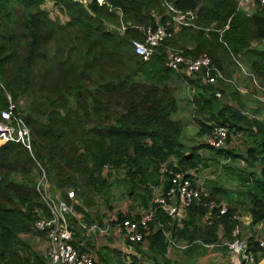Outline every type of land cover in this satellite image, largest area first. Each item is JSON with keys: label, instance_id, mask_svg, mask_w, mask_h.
Listing matches in <instances>:
<instances>
[{"label": "trees", "instance_id": "obj_1", "mask_svg": "<svg viewBox=\"0 0 264 264\" xmlns=\"http://www.w3.org/2000/svg\"><path fill=\"white\" fill-rule=\"evenodd\" d=\"M239 1L0 0V113L9 109L10 97L33 144L32 153L19 144L0 145V264H47L24 239L45 237L36 223L51 218L37 187L42 168L50 186L75 192L80 219L70 216V223L76 246L95 253L96 264H181L170 252L195 264L210 253L207 246L230 254L223 244L241 237L234 236L238 214L251 217V228L264 225V121L248 114L241 84L233 80L244 69L252 94L264 100V6L256 3L250 12ZM48 3L65 23L50 17ZM169 6L196 19L146 61L133 43L144 42L148 28L173 29ZM171 52L212 63L188 76L184 65L179 71L166 67ZM182 88L190 92L198 126L194 145L187 144L185 125L175 119ZM215 127L228 128L233 137L228 148L215 150L203 142ZM209 163L222 165L238 185L205 186L210 195L205 200L226 204L225 215L210 212L203 201L181 219L155 203L157 190L173 187L172 175L193 179L190 172ZM117 187L143 211H155L143 241L127 242L134 254L96 249L81 226L105 225ZM67 192L62 199L71 202ZM99 200L108 208L103 215ZM118 218L131 219L122 213ZM171 240L186 248L171 247ZM258 241L254 235L247 242L262 258Z\"/></svg>", "mask_w": 264, "mask_h": 264}, {"label": "built area", "instance_id": "obj_2", "mask_svg": "<svg viewBox=\"0 0 264 264\" xmlns=\"http://www.w3.org/2000/svg\"><path fill=\"white\" fill-rule=\"evenodd\" d=\"M260 3L264 6V0H240L239 7L246 9L252 4ZM169 14L174 23L173 29L159 26L156 29L148 28L146 30V37L144 42L135 41L133 46L138 56L144 60H149L158 47L164 42L172 39L177 31L182 27L193 26L192 22L196 19L194 13H181L174 7L169 6ZM211 59L203 57L198 60L185 59L180 53L171 52L166 67L179 71L181 65L186 66L185 73L188 76L197 74L203 69L210 68ZM243 73L246 71L243 69ZM221 77V76H220ZM211 84L216 82V79H210ZM9 99V109L0 113V145L7 143H14L24 146L30 153L33 152L31 131L25 124V121L20 117L17 106L13 100ZM229 138V130L227 127H215L212 135L208 137L206 143L215 150H223ZM41 177L38 180V191L42 200L47 205L51 218H41L36 223V230L45 233L47 240V247L44 258L47 264H96L95 257L91 254L82 252L76 243L78 238L74 229L71 227L70 216L79 218L75 212L73 202L76 199L74 191H68L67 196L71 202L62 198L55 199L50 193V184L47 180L45 170L41 169ZM173 173H170L172 175ZM173 187L169 192H162L157 190L155 203L164 207L172 216L184 218L186 209L195 203H201L209 198V192L205 189L204 183L193 177L190 179L188 174L179 173L172 175ZM207 202V201H206ZM212 212L218 209L221 215H225L228 211L227 206L223 203L217 204L215 201H209L204 204ZM155 218V211H148L142 215L140 220L131 218L119 220L118 215L110 214V219L105 222L104 226L98 224L85 225L81 224L86 232V236L90 238L93 233L102 236L109 234L111 227L114 234L123 236L129 243H139L144 239L143 230H146L148 224L153 222ZM210 218H208L209 220ZM235 219L241 224L236 227L234 236L240 237L242 234V217L238 214ZM246 220V219H245ZM115 222V226L112 224ZM246 222V221H245ZM248 240L241 237L235 239L233 242H225L223 246L229 249V257L232 264H264V257L258 258L252 253L248 245ZM171 247L186 248L185 246L177 245L175 241H170ZM259 247L264 249V240L258 241ZM214 249L213 246H207Z\"/></svg>", "mask_w": 264, "mask_h": 264}, {"label": "rangeland", "instance_id": "obj_3", "mask_svg": "<svg viewBox=\"0 0 264 264\" xmlns=\"http://www.w3.org/2000/svg\"><path fill=\"white\" fill-rule=\"evenodd\" d=\"M256 5L252 4L248 7V11L252 12L255 10ZM45 9L49 12L50 17L53 20H59L62 23H65L67 21V18L60 13V11L52 4L48 3L45 7ZM184 71H186V66L184 67ZM246 78V77H245ZM243 77H239L237 80V84H240L242 86H245L246 84L249 85V90L247 88H243L245 90H248L249 94L251 95H244V101L250 106L248 108V114L253 116H261L260 118L262 121H264V101L259 95L252 94L251 84L246 83ZM190 92L185 91V89H178L177 90V96L179 100V111L177 115H175V119L180 120L184 123L185 126V139L188 145H194L195 143H199L197 141V137L195 136L196 132L198 131L197 123L193 122L194 120V110L193 106L190 105L189 99H190ZM25 106V103L22 104ZM21 117V116H20ZM23 119V117H21ZM24 120V119H23ZM190 122V125L187 126V122ZM195 126V127H194ZM229 138H233L229 134ZM228 138V139H229ZM208 138H205L203 142H206ZM241 141V140H240ZM240 141L238 139V144H240ZM228 140L226 142V145L224 149L228 148ZM223 149V150H224ZM208 156L207 154H205ZM242 166V165H240ZM195 177H197L198 180L204 183V186L206 184H209L211 181H217L220 186H223L225 188L229 189H236L238 188V185L236 183V180H231L229 177L226 176L225 172L222 169V165L220 166H214L209 163L208 167H200L197 171L190 172ZM50 193L51 196L55 199L63 198V192H67L68 189H64L63 191H58L54 186H50ZM70 191V190H69ZM73 191V190H72ZM125 189L123 188H115L113 191L114 199L112 201V207L114 209L113 213L115 215H118V213H122L125 216H130L131 218L136 217H142L143 214L146 213V211H143L141 208H139L137 203H134V200L130 197H128L125 194ZM158 195V192L157 194ZM99 206L98 210L101 215L108 212L107 205L105 204V200H99ZM224 204V203H223ZM226 205V204H225ZM242 217V234L241 238L244 240H249L250 237L256 235L258 240H264V225H259L255 228H251V217L249 215L241 213ZM246 219V220H245ZM107 221V220H106ZM246 221V222H245ZM115 223V222H114ZM91 238H89L92 241L95 242L96 249H99L100 247L107 246L111 248L112 250L118 251L123 255L127 254H134V249L129 246L127 241L124 239L123 236H118L114 234L113 228L111 227L109 234L107 235H100V234H91ZM25 240H28L32 247L40 252L42 255L45 254V250L47 247V240L46 237H42L40 235H26L24 236ZM96 257L95 253H92L91 255ZM170 258L174 261H178L181 264H188L183 260V257L181 254L177 252H170ZM96 263L99 260L97 257L95 258ZM145 264V263H144ZM195 264H232V261L229 257V254L225 255L221 251H216L214 249L211 250V252L206 256L198 260Z\"/></svg>", "mask_w": 264, "mask_h": 264}, {"label": "crops", "instance_id": "obj_4", "mask_svg": "<svg viewBox=\"0 0 264 264\" xmlns=\"http://www.w3.org/2000/svg\"><path fill=\"white\" fill-rule=\"evenodd\" d=\"M247 76H248L247 73H243L242 71H241V72H237L236 74H234V76H233V80L236 82V81L238 80L239 77H243V78H244L243 80H245V79L247 78ZM245 77H246V78H245ZM239 84H240V82H239ZM239 89L241 90L242 93H244V95H247V94H248L247 90L243 89V86H242V85L239 87ZM244 99H245V98H244ZM262 100H263V99H262ZM263 101H264V100H263ZM260 117H261V116H259V115L256 116L257 119L262 120ZM193 122H194V120H193ZM186 124H187V126H188V125H190V122L188 121ZM185 126H186V125H185ZM185 126H184V129H185ZM194 127H195V126H194Z\"/></svg>", "mask_w": 264, "mask_h": 264}]
</instances>
